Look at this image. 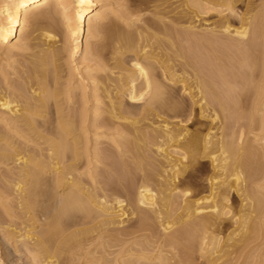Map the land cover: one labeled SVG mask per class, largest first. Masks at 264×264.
I'll return each instance as SVG.
<instances>
[{
    "label": "bare ground",
    "instance_id": "6f19581e",
    "mask_svg": "<svg viewBox=\"0 0 264 264\" xmlns=\"http://www.w3.org/2000/svg\"><path fill=\"white\" fill-rule=\"evenodd\" d=\"M0 2V44L31 51L0 71L3 256L20 242L35 264L254 261L264 0H144L132 32L106 0ZM79 51L89 85L71 87Z\"/></svg>",
    "mask_w": 264,
    "mask_h": 264
},
{
    "label": "rangeland",
    "instance_id": "374dc122",
    "mask_svg": "<svg viewBox=\"0 0 264 264\" xmlns=\"http://www.w3.org/2000/svg\"><path fill=\"white\" fill-rule=\"evenodd\" d=\"M142 1H144V0H106L108 8H110L111 10H113V11H115L117 13V15L115 17L114 16L112 17V20H113L112 23H114L113 25H116L118 27L120 32H127V31L132 32L133 28H137L139 25H142L144 23L143 20L146 19L149 16L150 13H149L148 10L147 11L144 10L143 7H145V6L141 4ZM0 6H1L0 8H2V3L1 2H0ZM125 21H126V23H125ZM134 21L136 22V24L134 25L135 27H133V22ZM119 27L122 30H120ZM27 33H28V31L26 33H19L18 37L13 39V41H12L13 44L16 45V46H19V45L21 46V44L24 43V41H23L24 35L27 34ZM104 33L106 34V32H104ZM105 34L101 35V37H102L101 41L105 40L104 37L107 38V36ZM10 52H9L10 54H8V52L5 50L3 45L0 44V71H2L5 68L7 70L12 69L11 71L20 70L21 69V64L25 63V61L28 60V59H24V58H28L29 57V55H26V54H30L31 53V51L29 50V53H24L23 54L22 52H18V50H15V49L11 50ZM80 52L81 51H79V53L76 54V57L74 58L75 60H73L74 62L71 61L73 63L72 66L75 67V68L77 67L76 68L77 70L76 71L74 70L75 72L73 71L71 73V76H72L71 78L73 80L72 82L75 83L74 86H71V87L77 86V84H78L77 81H80V80H83V82L85 84H87V86L89 85V83H87L88 81L83 79V75L85 74V68L87 66V63L82 62V58H81V53ZM13 53L17 54L18 56L13 54ZM110 63H112V61ZM88 91H89V89H88ZM93 130L94 129H90L91 132H93ZM101 130H102V132L104 131V129H101ZM249 130H250V132L248 133ZM262 130H264V129L263 128L261 129V127H252L251 129H248L247 130V135H246L247 139L249 138V140H251L253 138L252 136L263 137L264 131H262ZM108 133H110V132H108ZM10 196L7 197V201H9L8 202V206L10 207V209L13 212H16V211H18V210H16V208H14V207H16V206H14V205H16V202H15L16 200H14L15 199L14 197L16 195L13 194L12 192H10ZM1 203H2V201L0 200V218L1 219H5V215L3 214L2 210H1ZM12 206H14V207H12ZM0 231H1L0 232V264H5V263H8V264H35V262L33 261V255L25 252L26 251L25 249H27V248L25 246L23 247V245H22L23 243H20V242L17 245L20 246V247L22 246L21 251L22 250L23 251L22 252L16 251L15 248H14V245H12V246H10L9 249L11 250V253L13 255H11L9 258H5L3 256V247L7 246L9 244L7 242H4V240H5L4 235H5L6 232L2 231V230H0ZM139 236H140V234H137L136 235L137 238L131 239L130 242H128V244H127L128 246L132 247V254L136 255V256H140V255H142L144 253V250H142V252L139 251V249L140 250L142 249L141 246H140L141 248L138 245L132 246V245H135L134 242L136 240H138L140 242L143 241V239H141L142 236H141V238ZM252 236L253 235H251L250 238ZM254 238H257V237H254ZM254 238H252L253 239V240H251L252 242L250 241L251 245H249L247 247V249L245 250V252H244V254L250 255L249 258L251 257L250 259L251 260L254 259V261H250V259L248 258L246 262H249V261L251 262V263H247V264H262V262H263L262 260H264L263 259L264 258V253H263V255L261 253L259 254V251H256V250H253V249H257L258 250L257 247H259L260 251L264 252V240H262V239H264V231L261 233L259 238H257V239H254ZM135 247L138 249V251H136L137 249ZM253 247H256V248H253ZM118 250L119 249H117V251ZM235 251H236V249H235ZM254 252H256L257 254L256 253L254 254ZM165 253H163V254L166 255V256H171V254H169L168 252L166 254ZM248 253H250V254H248ZM153 254L155 255L156 253H153ZM99 255H101V254H99ZM252 255H253L254 258L252 257ZM125 256H128V254H126ZM255 257H258V258H255ZM32 262H34V263H32ZM66 264H71V263H66ZM170 264H174V260H171Z\"/></svg>",
    "mask_w": 264,
    "mask_h": 264
}]
</instances>
